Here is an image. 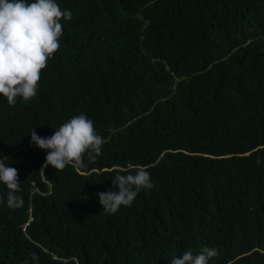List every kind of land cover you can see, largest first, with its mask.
Returning <instances> with one entry per match:
<instances>
[{
  "label": "trees",
  "instance_id": "16d2710c",
  "mask_svg": "<svg viewBox=\"0 0 264 264\" xmlns=\"http://www.w3.org/2000/svg\"><path fill=\"white\" fill-rule=\"evenodd\" d=\"M56 3L72 16L37 95H0V162L24 201L0 184V264H171L205 246L208 264H264V0ZM81 113L100 155L43 167L30 133ZM137 168L154 187L104 212L98 194Z\"/></svg>",
  "mask_w": 264,
  "mask_h": 264
},
{
  "label": "clouds",
  "instance_id": "9594fccd",
  "mask_svg": "<svg viewBox=\"0 0 264 264\" xmlns=\"http://www.w3.org/2000/svg\"><path fill=\"white\" fill-rule=\"evenodd\" d=\"M71 12L61 10L56 0H0V95L14 105L17 98L28 102L37 95L42 71L48 61L60 48L62 19H71ZM31 143L47 152L43 167L51 166L57 172L71 166L85 169L89 162L100 155L104 140L96 134L94 124L81 113L63 123L47 138L39 137L35 130L31 133ZM0 184L8 192L6 204L9 208H19L23 198L18 172L14 167L0 162ZM116 191L98 194L103 211L115 214L124 206H131L141 190H151L150 173L137 168L135 174H115L112 179ZM4 198L0 197V203ZM216 248L207 246L194 255L191 250L182 258L173 257L171 264H208L216 257ZM31 259L38 257L32 254ZM27 264V261H25Z\"/></svg>",
  "mask_w": 264,
  "mask_h": 264
}]
</instances>
